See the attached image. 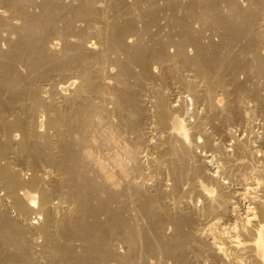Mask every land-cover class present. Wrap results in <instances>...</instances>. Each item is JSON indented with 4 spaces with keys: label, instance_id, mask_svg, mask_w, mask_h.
<instances>
[{
    "label": "bare ground",
    "instance_id": "1",
    "mask_svg": "<svg viewBox=\"0 0 264 264\" xmlns=\"http://www.w3.org/2000/svg\"><path fill=\"white\" fill-rule=\"evenodd\" d=\"M206 21L264 79V0H0V264H264L258 94Z\"/></svg>",
    "mask_w": 264,
    "mask_h": 264
},
{
    "label": "rangeland",
    "instance_id": "2",
    "mask_svg": "<svg viewBox=\"0 0 264 264\" xmlns=\"http://www.w3.org/2000/svg\"><path fill=\"white\" fill-rule=\"evenodd\" d=\"M242 1H245V0H242ZM207 22H208V21H206V23L202 24L203 26L201 25L202 28H203V30H204V28H205V30L208 29V31H206V32L204 31V33H207V34H206V38H204L203 40H204L206 43H208V41H209L210 39H211V40L213 39L212 41H216V42H218V43H219V40H220V42L223 40L222 42H223V44H224L225 47L221 45V48L219 49V52H220L221 56L224 54L225 57H226V56H228V57L230 56L229 58H231V59H230L231 61H232V59L234 60V62H232V64L230 63L231 61H230L229 63L231 64V68L236 67L237 73L240 72L239 74L236 73V74H237V77H238V80L240 81V79H241V80L243 81V79H244L243 82H244V83L246 82V83H245V84H242V85L245 86V87H248V83H249V85H250L249 88H250V87H251L252 89L254 88L253 90L255 91V93L258 94L257 96H253V94H252V92H251V90H250V93H251L250 96H251V98H252V96H253V100L255 101V102H254V101H251V102H253V103L256 104V106H257V104H259V103H256V102L259 101L260 104L262 105V107H260V105H259L258 110H255L254 108H255L256 106L253 105V103H252V107H251L252 110H250L251 112H250V111L248 112L250 115H248V116H249V117H248L249 120L246 121L247 125L245 126V124H243L244 122H242V124H241V123L233 124L232 127H233V129H234V132H235L236 136H237V134H238V135L240 134L239 136H237V138H241V140H242V139H243V140L246 139L247 141H250V140H251V142H253L252 140H255V139H256L257 142H256V143L253 142L254 144H256V145H257V144H258V145H261L262 141H263V144H264V140H263L264 136H263V133H262V135H261V131L264 130L263 127L261 128V126H264V125H263V124H264V123H263V122H264V110H263L264 103L262 104V101L264 100V99H263V97H264V94H263V93H264V87H263L264 84H263V83H264V82H261V79H262V81H263L264 79L261 78V77H259V78L257 79L258 74L255 75V71H256L255 68H253L249 63H248V64L246 63L247 60H248L249 58H248V56H247V55H248L247 50H246L245 48H243L244 40H242V39H240V38H237V39L235 38L236 40H233V37H232L231 33H229V32H228V33H229L231 36H229V35H225V36H224V39H223L222 36L219 37L220 34H221L220 31H221V32L223 31V30H222L223 28L220 27L221 25H218V24L212 22V25H211V26H212L213 28H211V27L209 28V26H210V24H211V21H209L210 24H208ZM205 24H206V25H205ZM207 25H208V26H207ZM216 25H217V26H216ZM205 26H206V27H205ZM214 26H216V27H218V28H216V27H214ZM155 27H156V26H155ZM155 27H154V28H155ZM207 27H208V28H207ZM221 28H222V29H221ZM164 29L167 30L168 28L166 27V28H164ZM210 29H211V31H209ZM174 30H177V29L175 28ZM212 30H213L214 32H213ZM217 30H220L219 33H218ZM162 31H163V32H162ZM162 31H160L161 33H160L159 35H163L162 33H166L165 30H162ZM210 32H212L213 35H212ZM215 32H217L218 34L215 33ZM209 33H210V34H209ZM222 33H223V32H222ZM208 34H209V38H210V39L208 38ZM159 35H157V36H159ZM210 35H212V38H211ZM217 35H219V36H217ZM157 36H156L155 38H157ZM233 36H234V35H233ZM218 37H219L220 39H219ZM221 38H222V39H221ZM227 38L229 39V43H230V41H231V42L236 46V48L232 47L234 50L230 47V46L233 45V44H232V43L229 44L228 41H227ZM93 39H94V38H93ZM208 39H209V40H208ZM214 39H215V40H214ZM238 39H239V40H238ZM148 40H149V39H148ZM237 40H238V41H237ZM241 40H242V41H241ZM152 41H153V40H149L150 43H151ZM224 41H225V42H224ZM240 41H241V42H240ZM222 42H221V43H222ZM240 45H241V47H239ZM59 46H60V45H59ZM100 46H102V45H101V44H100V45L98 44V45H97V49H98V48L100 49ZM226 46H227V47H226ZM228 47H229V48H228ZM238 47H239V48H238ZM170 48H171V47H170ZM223 48H224V49H223ZM189 49H191V47H190ZM236 49H238V50L236 51ZM242 49H243V51H242ZM230 50L232 51L231 53H230ZM245 50H246V51H245ZM221 51H222V52H221ZM234 51H235L236 53L233 54L234 57L232 58L231 55H232V53H233ZM224 52H225V53L227 52L226 55H225ZM244 52H245V54H244ZM228 53H229V54H228ZM242 53H243L245 56H244ZM230 54H231V55H230ZM235 55L237 56L236 59H239V56H240V58H241V56H242V58L239 59V60H241V61H240L241 64H240V62L235 61ZM224 56H223V57H224ZM245 57H247L248 59H246ZM248 62H249V60H248ZM233 63H236V65L233 64ZM237 63H238V64H237ZM232 65H233L234 67H232ZM240 65L243 66V67H241V69L239 68ZM237 66H239V67H237ZM249 66H250V67H249ZM248 67H249V68H248ZM237 68H238L239 70H238ZM252 68H253V69H252ZM158 69H159V68H157V70H158ZM246 69H248V70H246ZM236 70H235V72H236ZM241 70H242V71H241ZM243 70H244V71L246 70V71L244 72ZM160 71H161V70H159V73H160ZM187 71H188V70H186V72H187ZM250 71L253 73V75L251 74ZM253 71H254V72H253ZM246 72H247V73H246ZM256 72H257V71H256ZM187 73H190V72L188 71ZM190 74H191V73H190ZM248 74H249L250 76H249ZM238 75H239V76H238ZM245 75H246V76H245ZM251 75H252L253 78L251 77ZM254 75H255V77H254ZM256 76H257V77H256ZM161 77H162V76H161V74H160V78L158 77L156 80L154 79V80L152 81V85H153V84L155 85L156 83H158V85H157V86L155 85V87L159 88V87L162 86L160 89L168 90V92H169V90H172V91H171V95H170V96H171V99H170V100H171V101L173 100V101H175V102H176V100H177L178 102H183L184 104L179 103V105H180L181 107L184 106V107L182 108V109H184V108H185V105L187 106V104H185V102L182 101V100H180V99H179V100H180V101H179L178 98L181 97V96H185L187 93L185 92L186 90H184V89H185L184 86H180V85H182V83L179 84L180 79H177L178 83H177V81H175L176 84H174V83H173L174 81H173V82H172V81H168V82H166V81H163ZM242 77H243V79H242ZM249 79H250V80H249ZM248 80H249V82H248ZM255 80H256V81H255ZM258 80H260V81H258ZM242 81H240V83H243ZM252 81H253V82H252ZM170 82H171L173 85H175V86L173 87V85H172ZM180 82H181V81H180ZM257 82H259V83L257 84ZM159 83H160V84H159ZM169 83H170V84H169ZM261 83H262V85H261ZM161 84H162V85H161ZM178 84H179V85H178ZM253 84H254V85L257 84L259 87H260V86H261V87L258 88L257 85H255V87H254ZM160 85H161V86H160ZM163 85H164V88H163ZM169 85H170V86H169ZM171 85H172V87H171ZM251 85H252V86H251ZM179 87H180V88H179ZM256 87H257V88H256ZM166 88H167V89H166ZM261 88H262V90L260 91ZM176 89H177V91H176ZM256 89H258V91H256ZM67 90H68V89H64L65 92H67ZM68 91H69V90H68ZM174 92H176V93H174ZM178 92H180V93H178ZM259 94H260V95H259ZM179 95H180V96H179ZM261 95H262V96H261ZM177 96H179V97H177ZM259 96H260V97H259ZM172 97H173V99H172ZM174 97H175V99H174ZM256 97H257V98H256ZM176 98H177V99H176ZM255 99H256V100H255ZM261 100H262V101H261ZM186 101L188 102V108H190V110H191L192 106H191V101L189 100V97H187V100H186ZM175 102H174L173 104L178 105V102H176V103H175ZM187 102H186V103H187ZM182 105H183V106H182ZM189 105H190V106H189ZM256 108H257V107H256ZM259 108H260V109L262 108V109L259 110ZM191 111H192V110H191ZM252 111H254V112L252 113ZM256 111H258V112H257V113H258L257 116H258L259 118H260L261 116H263V118L261 117V118L259 119V118L256 116V113H255ZM259 112H260V114H259ZM262 113H263V114H262ZM251 114H252V115H251ZM253 115L256 116V118H255V117L253 118ZM250 116H251V117H250ZM191 117H193V116H191ZM191 117H190V120H191ZM252 118H253V119H252ZM193 119H194V118H193ZM251 119H252V120H251ZM257 119H258V121H257ZM261 119H262V121H261ZM191 121H192V120H191ZM251 121H252V124H250V127H251V128L254 127V128L256 129V131H255L254 128H253L254 130L252 131V129L249 127V124H248V123L251 122ZM254 122H255V124H254ZM257 122H258L259 124H258ZM261 123H262V124H261ZM237 124H238V126H236ZM241 125H243V126H241ZM256 125H258V127H257ZM259 125H260V127H259ZM234 126H235V127H234ZM239 126H240V129H239V130H241L242 132H241V131L239 132V130H238ZM244 127H245V128L248 127L247 129H248L251 133L254 134V132H255L256 134L253 135V134H251L250 132H249L250 135L247 134L248 131H245V130L243 129ZM235 128H236V130H235ZM249 128H250V129H249ZM242 129H243V130H242ZM247 129H246V130H247ZM260 129H261V130H260ZM244 131L246 132L247 135L245 134ZM258 131H260V133H259ZM237 132H238V133H237ZM242 133H243L245 136H243ZM257 135H259L258 137L261 136L262 138H261V137H260V138H261L262 140L259 139V138L257 139ZM240 136H241V137H240ZM242 136L245 137V138H243ZM247 136H249L250 139H249ZM221 137H222V138H220V140H219V142H220V143H219V146H221V148H222L221 150H223V147H224L225 143H227V144H226L227 146H225L224 149H227V147H228V149H229V147H230V148L232 147V148H231L232 150L230 151V149H229L228 152H229V154H230L231 156H233V155H232V154H233L232 152H233V148H234V147H233L232 145H229V144H231V143L233 142L234 138H231V137L228 138V141H229V142L231 141V142L229 143V142L226 141L227 138L223 141V139H224L225 137H223V136H221ZM246 137H247V138H246ZM254 137H255V139H254ZM199 139H200V138L198 137L197 140L199 141ZM221 139H222V140H221ZM258 140H259L260 143L258 142ZM222 142L224 143L223 145H222ZM263 144H262V145H263ZM228 145H229V146H228ZM262 145H261V146H262ZM222 146H223V147H222ZM263 148H264V145H263ZM228 149H227V150H228ZM197 150L199 151L200 148L197 149ZM208 153H210V152H208ZM231 153H232V154H231ZM217 154H219V152H217ZM216 157H218V158H216ZM216 157H215V159H217V161L214 160V158H213L214 163H213V166H212V167H216V166H217L218 164H220V162L222 161V160H220V161L218 160V159H219V156H216ZM209 158H210V157H209ZM254 159H255V162H256V161H257V158H254ZM262 161H263V160H262ZM262 161H261V162H262ZM217 162H218V163H217ZM261 162H260V160H259V161H257L256 163H257V164H259V163H260V164H263V163H264V162H263V163H261ZM216 163H217V164H216ZM235 182H236V181H234V183H235ZM237 183H238V181L236 182V184H234L236 187L239 185V183H238V184H237ZM235 186H234V187H235ZM198 199H199V198L197 197V200H198ZM166 264H167V263H166Z\"/></svg>",
    "mask_w": 264,
    "mask_h": 264
}]
</instances>
